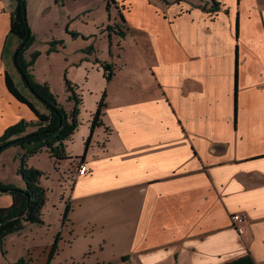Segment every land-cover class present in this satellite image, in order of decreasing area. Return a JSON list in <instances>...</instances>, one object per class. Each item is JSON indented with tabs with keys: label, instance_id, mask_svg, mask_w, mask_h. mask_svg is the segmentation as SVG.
<instances>
[{
	"label": "crops",
	"instance_id": "1",
	"mask_svg": "<svg viewBox=\"0 0 264 264\" xmlns=\"http://www.w3.org/2000/svg\"><path fill=\"white\" fill-rule=\"evenodd\" d=\"M217 2L212 10L211 0H110L100 23L108 53L72 50L70 79L83 104L68 157L43 149L28 160L45 172L43 223L8 235L0 264H264V0ZM11 23L0 14V135L21 119L38 121L6 84L8 70L31 97L11 57L2 58ZM97 59L113 64L110 82ZM38 61L32 73L51 87ZM10 149L19 165L22 149ZM16 176L0 181L24 187ZM12 203L0 193V207ZM237 212L246 216L235 227Z\"/></svg>",
	"mask_w": 264,
	"mask_h": 264
},
{
	"label": "trees",
	"instance_id": "2",
	"mask_svg": "<svg viewBox=\"0 0 264 264\" xmlns=\"http://www.w3.org/2000/svg\"><path fill=\"white\" fill-rule=\"evenodd\" d=\"M13 1L15 2V8L12 13V23L2 52V58L11 57L13 66L19 72L23 85L29 90L31 97L17 86L8 70L6 72V84L18 100L26 103L35 112L38 121L30 122L21 119L7 127L0 135V154L12 146H19L22 149L19 155L20 164L17 172L25 182V186L20 187L13 183L0 181V193H9L13 196V203L10 206L0 207V244L3 250L8 235L24 230L30 223H43L42 209L47 200V189L42 184L41 178L45 175V172L30 166L28 160L43 149H47L56 160L68 157L64 149L65 141L71 138L82 123L80 115L83 104L82 94L77 92L75 84L66 74L65 84L69 92L67 101L71 106L69 109L58 101L57 95L47 82L41 83L35 79L32 69L40 52L35 51L30 58L26 57L27 51L36 41V36L29 24L27 0ZM211 1V9H218L219 3L217 0ZM108 9H110V0ZM121 17L124 20V16ZM108 27L111 28L110 25ZM116 27L118 28L117 34L125 37L126 33L123 31V27L118 24H116ZM74 35L77 34L74 33ZM12 38L17 39V45L14 49L10 47V39ZM52 47L54 46L52 45ZM90 47L93 50L94 46L91 45ZM96 62L104 68L105 77L110 82L114 76L113 64L99 59ZM105 99L106 91L93 113L91 133L85 141V153L80 156L82 161L85 159V154L89 149L96 127L102 124L100 118L106 106ZM36 101L43 105L45 111L42 112L37 107ZM31 127H35V129L29 130ZM69 210L70 206L66 208L65 218ZM56 249L57 243L54 244L50 257L53 256ZM16 264H26L25 259H20Z\"/></svg>",
	"mask_w": 264,
	"mask_h": 264
},
{
	"label": "rangeland",
	"instance_id": "3",
	"mask_svg": "<svg viewBox=\"0 0 264 264\" xmlns=\"http://www.w3.org/2000/svg\"><path fill=\"white\" fill-rule=\"evenodd\" d=\"M14 8L13 0H0V14L6 12L12 16ZM110 10L111 4L108 9L103 0H27L29 24L36 36L37 51L40 52L35 61L36 64L39 60L37 74L39 76L46 74L52 82V91L57 95L58 101L66 107L69 101L64 95L65 74L71 78V70L74 67L72 50L93 45L98 48V55L104 56L108 53L106 47H110V40L100 35V23L101 19L108 20ZM1 26L3 25L0 24V30ZM125 46L134 47V43L129 38ZM114 47H118L116 41ZM76 55H80V52L77 51ZM10 148H7L6 152L4 150L1 156L0 174L2 180L15 182L17 177L15 168L19 165L12 159L15 152ZM18 162L20 164V160Z\"/></svg>",
	"mask_w": 264,
	"mask_h": 264
},
{
	"label": "built area",
	"instance_id": "4",
	"mask_svg": "<svg viewBox=\"0 0 264 264\" xmlns=\"http://www.w3.org/2000/svg\"><path fill=\"white\" fill-rule=\"evenodd\" d=\"M78 171L80 174H84L88 171V167L85 163H81L79 165V168H78ZM245 214L241 213V212H237V213H234L232 215V220H233V224L235 227L238 226V223L242 222L245 220Z\"/></svg>",
	"mask_w": 264,
	"mask_h": 264
}]
</instances>
